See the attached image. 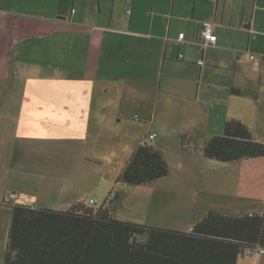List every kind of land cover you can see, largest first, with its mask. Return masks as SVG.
<instances>
[{
  "label": "crops",
  "instance_id": "1",
  "mask_svg": "<svg viewBox=\"0 0 264 264\" xmlns=\"http://www.w3.org/2000/svg\"><path fill=\"white\" fill-rule=\"evenodd\" d=\"M206 20L218 35L210 48L199 33ZM263 97L264 0H0V204L33 200L42 188L35 173L55 150L101 152L113 123L150 122L160 146L175 138L200 158L195 148L228 119L257 139ZM125 140L118 147L130 157L145 138L131 129ZM247 159L226 164L235 175L226 177V216L264 213Z\"/></svg>",
  "mask_w": 264,
  "mask_h": 264
},
{
  "label": "trees",
  "instance_id": "2",
  "mask_svg": "<svg viewBox=\"0 0 264 264\" xmlns=\"http://www.w3.org/2000/svg\"><path fill=\"white\" fill-rule=\"evenodd\" d=\"M195 150L227 163L264 155V143L246 123L231 118L222 135L206 139ZM169 173L163 152L142 142L116 180L132 186ZM107 200L92 205L76 201L65 210L11 203L4 264H237L245 248L264 247L261 213L226 216L212 210L190 230L176 231L120 220Z\"/></svg>",
  "mask_w": 264,
  "mask_h": 264
},
{
  "label": "rangeland",
  "instance_id": "3",
  "mask_svg": "<svg viewBox=\"0 0 264 264\" xmlns=\"http://www.w3.org/2000/svg\"><path fill=\"white\" fill-rule=\"evenodd\" d=\"M255 109L250 107L251 112ZM258 109L264 111V106ZM149 124L151 123L129 120L123 124L125 128L121 129L113 123L111 129L106 128L101 133L102 150L94 156L84 155V152H80L75 147L66 155L60 150H55L49 155V166L44 165L41 171L35 173L39 183L42 182V185L40 184L42 188L40 191H34V199L27 200V205L33 208L65 210L73 202L90 197H95L93 198L95 202L102 204L112 193L110 196L112 200L108 206L116 218L146 227L176 231L190 230L195 223L208 215L209 206L226 215V177L235 178L234 173L226 169V164L229 162L223 163L203 155L201 158L196 157L197 154L195 155L191 149H182L175 138L163 139L165 143L163 146H160V136L150 142L163 150L169 164V175L132 186L117 182L119 172L129 159L128 150L124 151L118 145L125 143V135L131 129L134 132L138 131V135L143 134L145 141H149ZM193 126L199 125L195 123ZM224 130L225 124L221 135ZM88 140L94 141L93 138ZM257 140L264 143V132L258 134ZM64 157V164L66 163L67 166H63V163L59 165ZM213 161L215 167H202L205 171H199L203 162L210 164ZM245 162L256 163V193L264 196V155L247 159ZM207 171L210 172L209 175L206 174ZM42 177L48 179L52 177L53 184L44 185L45 181ZM200 180L203 182L199 184ZM214 182L219 188L213 189L209 186ZM205 187L209 190L208 193ZM21 189L26 191V186L22 185ZM116 192L118 197L114 196ZM78 196L80 198H76ZM75 199L78 200L69 202ZM10 204L9 202L0 204V264H4L6 258L12 216ZM138 240L146 241V236H138ZM259 261L264 264V255L253 253L246 257L240 256L238 264H259L257 263Z\"/></svg>",
  "mask_w": 264,
  "mask_h": 264
},
{
  "label": "built area",
  "instance_id": "4",
  "mask_svg": "<svg viewBox=\"0 0 264 264\" xmlns=\"http://www.w3.org/2000/svg\"><path fill=\"white\" fill-rule=\"evenodd\" d=\"M200 38L202 40L201 44L205 47V48H210V46H212L213 44H215L217 42L218 39V35L215 33V28H214V23L211 20H206L202 23V27L200 29ZM182 56V55H181ZM250 58L252 61H254V64H258V61L256 60V55L255 54H251ZM199 64L203 65L204 64V60L201 59L198 61ZM137 117V115L135 116ZM156 134H150L148 136L149 141H143L146 142L148 144H151L150 142L155 138ZM85 203L87 205H92L95 204V200L91 199L88 202L85 201ZM264 214V213H261ZM245 255L250 256L253 253H260V254H264V247L261 245H256L253 247H247L244 250Z\"/></svg>",
  "mask_w": 264,
  "mask_h": 264
}]
</instances>
